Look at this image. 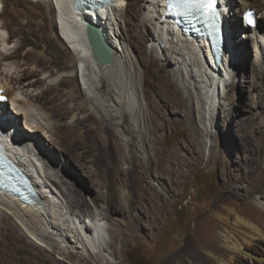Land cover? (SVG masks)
Here are the masks:
<instances>
[{
    "label": "bare ground",
    "instance_id": "obj_1",
    "mask_svg": "<svg viewBox=\"0 0 264 264\" xmlns=\"http://www.w3.org/2000/svg\"><path fill=\"white\" fill-rule=\"evenodd\" d=\"M224 2L228 7L223 13L226 49L219 64H214L205 43L187 39L165 14L164 0H112L95 10H75L72 0H0V47L4 49H0V86L2 96L9 99L0 105V124L11 134L13 139L6 140L11 154L32 176L38 195L37 203L27 206L0 189V264H64L26 240L9 214L59 258H76L69 250L75 248L87 255L97 253L105 264L116 262L141 238L142 229L147 237L160 229L170 193L164 177L173 191L183 172L180 164L158 161L157 150L150 148L151 155L143 147L146 136L138 124L142 118L150 124L154 116L145 117L138 88L121 82V66L131 69L134 57L136 62L157 66L159 73L166 70L169 78L164 82L163 107L181 114L187 122H192L198 111L204 128L200 133L204 134V152L216 137L217 108L221 119L237 128L236 136L242 143L239 153L246 164L261 166L264 0ZM56 7L58 21L56 15L52 17ZM247 9L257 16L255 29L242 25ZM87 21L99 26L113 50L108 66L100 67L92 59L84 34ZM70 54L80 65L77 83L70 75L77 67L69 60L73 59ZM112 68L114 78L107 73ZM110 79L115 81L114 87ZM236 89L241 90L238 97ZM244 89L249 93L247 109L241 108ZM126 113L133 116L134 128H139L145 160L142 166H135V155L127 157L123 151L121 135L131 133L129 128L115 132L121 120L127 124ZM189 138L190 142L195 140L191 134ZM18 151L22 156H17ZM25 156L29 165L23 160ZM29 156L42 162L46 181L66 205L56 201L48 183L38 180L39 167L36 171L37 165L30 164ZM150 156L155 157L149 159L155 171L146 162ZM58 158L63 163L58 164ZM127 158L131 169L121 167ZM146 177L152 180L145 182ZM224 182H233L230 172ZM125 185L128 191L121 192ZM262 243L264 168L243 195L213 200L196 220L184 245L159 264H264ZM82 260L77 263L88 264Z\"/></svg>",
    "mask_w": 264,
    "mask_h": 264
},
{
    "label": "rangeland",
    "instance_id": "obj_2",
    "mask_svg": "<svg viewBox=\"0 0 264 264\" xmlns=\"http://www.w3.org/2000/svg\"><path fill=\"white\" fill-rule=\"evenodd\" d=\"M56 14L57 10L54 14L52 12V17L54 18ZM53 29V34H55V27ZM2 35L5 36L6 33H2L1 36ZM239 37L240 34L237 35L235 39H239ZM137 41L135 44L138 43ZM0 49L4 50L2 47H0ZM70 57L73 59L70 58L69 60L75 63L76 61L71 54ZM134 59L135 57L133 58L134 66L131 69H129L124 63V67L121 66L120 71L123 74L122 77H124L121 79V82H124L127 85L132 84L136 86V89L138 88L136 92L138 93L140 104L145 109V117L147 115L148 117L149 115L154 116V122L147 124V122H143L142 118L140 120L141 124H138L140 125L142 135L146 136V142L144 143L145 146L143 147L145 150L147 148V152L151 155H153V153L149 150L150 148L157 150L158 157L156 160L158 159V161L168 159L175 164H180L183 176L178 179V183L173 191L168 184L169 182L166 179L167 176L164 177V180L167 182L165 188L170 189V193L168 194L167 209L161 216L162 221L160 229H158L151 237L144 236L145 230L142 229L141 238L135 242L133 241L129 248L123 252L121 257H119L116 262H112V264H159L162 260L177 252L184 245L186 238L194 228L196 220L213 200L220 196L236 198L239 195H243L248 188V184L261 177V169L264 168V155L261 166L257 167L254 164L247 165L245 158L239 153V148H241L242 143H240V139L236 136L239 133L237 128L234 126H228V123L221 119L220 109L217 110V108L214 110L216 119L213 130L216 137H214L215 140L212 139L208 142L204 152V134H200L204 128L199 122L198 111L195 110L194 112V120L192 122H187L182 121L183 116L181 114H173L169 109L167 110L166 107H163L161 104L164 103V100H162L164 98V84L169 78L165 76L167 75L166 70L163 69L159 73L157 66H147L142 62H136L137 60L135 61ZM78 65L79 63L76 62L77 67H74L70 72L73 79L76 77L75 75L77 74ZM249 70L251 71V67L248 69V73H250ZM108 71L109 72L107 73H109V77L114 78L113 75L115 69L112 68ZM74 81L77 83L76 79ZM110 82L114 87L113 84L115 81L110 79ZM100 84L101 81L98 82V85ZM235 91L236 97L241 95L239 94L241 90L240 92L238 90L239 93L237 92V89ZM248 95V91H245V89L244 91L242 90V98L244 100L241 103V108L247 109L246 107L249 103ZM156 104L161 105L160 110H156V106H158ZM8 105L10 106V104ZM117 116L119 115L117 114ZM132 117L133 116L126 113L127 124H124L121 119L117 120V122H112L118 123L121 120L119 122L121 125L120 129H114L117 133H120L123 128H129L131 133L128 132V135H121L122 145L124 147L123 151L125 150L124 153L127 157L135 155V166H142L143 161L145 160L141 153L142 148H140V146H142L143 143L140 142V136L138 133L139 128H134V125L132 124ZM195 130H199L200 132L198 131L199 133H197ZM190 134L195 138L193 141L194 143L190 142ZM131 137H133L132 140ZM159 150L163 151L162 154H159ZM216 152H219L220 155L222 154V158L219 159ZM29 157L31 161L30 164L35 163L37 165L36 171L39 167L40 174L38 180L43 181L44 184L45 182L46 184L48 183L47 185L54 193L53 195L57 196L56 199L58 198L56 201L65 204V199H63L59 192L50 186L48 181H46L45 168L42 162L38 163L39 161L36 158L33 157V159L31 156ZM26 158L27 157L25 156L23 160L29 165L27 163L28 158ZM153 158L155 157L150 156V158L146 159V162H148L150 168H153L155 171L156 166L153 164V161H150ZM198 159L200 160L199 162ZM56 160L58 161V164L63 163L59 158ZM129 160L130 158H127V160L124 161V165L121 167L131 169V160ZM227 172L232 174L233 182L229 184L224 182ZM48 173L52 174V172ZM152 178H157L154 172L152 173ZM151 180L152 179L149 177H146L145 182H150ZM158 181L160 182L161 179H158ZM125 191H128V185H125L121 189V192ZM154 193L158 194L161 192L154 191ZM8 216L12 222L18 226L20 234L24 236L26 240L30 241L34 246L42 249L48 255L54 256L56 260H59L64 264H78L77 262L79 259H84L82 261L88 264H105L104 260L97 253L92 252V254L87 255L86 252L75 248H70L69 250L76 256V258H59L58 254L52 251L48 246H45L42 243L41 245L39 241L31 236L18 218L16 219L13 214H9ZM113 229L118 231L115 227ZM117 231L114 232L117 233ZM121 238H124V236H121ZM261 246L264 249V243H262ZM115 247L119 248L118 242L115 243Z\"/></svg>",
    "mask_w": 264,
    "mask_h": 264
},
{
    "label": "water",
    "instance_id": "obj_3",
    "mask_svg": "<svg viewBox=\"0 0 264 264\" xmlns=\"http://www.w3.org/2000/svg\"><path fill=\"white\" fill-rule=\"evenodd\" d=\"M90 9L94 10V8ZM84 34L94 62L100 67L110 65L113 61V50L105 41L99 26L87 21Z\"/></svg>",
    "mask_w": 264,
    "mask_h": 264
},
{
    "label": "snow or ice",
    "instance_id": "obj_4",
    "mask_svg": "<svg viewBox=\"0 0 264 264\" xmlns=\"http://www.w3.org/2000/svg\"><path fill=\"white\" fill-rule=\"evenodd\" d=\"M214 3L215 0H182V6L186 9H191L193 12L206 9L208 12L213 14H214ZM170 6H171V0H170ZM0 99H3V97L0 96ZM0 183H3V181L0 180Z\"/></svg>",
    "mask_w": 264,
    "mask_h": 264
}]
</instances>
